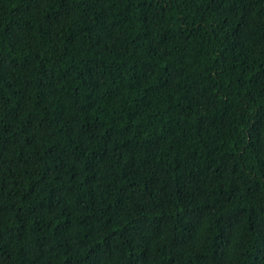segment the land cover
<instances>
[{
	"label": "trees",
	"instance_id": "trees-1",
	"mask_svg": "<svg viewBox=\"0 0 264 264\" xmlns=\"http://www.w3.org/2000/svg\"><path fill=\"white\" fill-rule=\"evenodd\" d=\"M0 264H264V0H0Z\"/></svg>",
	"mask_w": 264,
	"mask_h": 264
}]
</instances>
